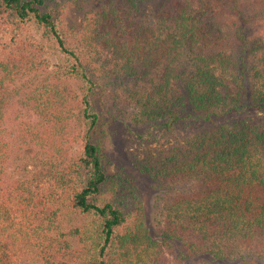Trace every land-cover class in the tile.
<instances>
[{"label": "trees", "instance_id": "16d2710c", "mask_svg": "<svg viewBox=\"0 0 264 264\" xmlns=\"http://www.w3.org/2000/svg\"><path fill=\"white\" fill-rule=\"evenodd\" d=\"M58 1L0 0V32L33 21L70 60L49 70L42 45L0 48V264H264L245 252L264 242V126L239 116L138 161L153 183L197 184L153 234L143 204L108 184L95 92L101 76L133 81L140 123H211L247 94L264 108V0H234L232 17L215 0H159L155 23L152 0H103L74 45ZM249 24L263 28L251 44Z\"/></svg>", "mask_w": 264, "mask_h": 264}, {"label": "rangeland", "instance_id": "374dc122", "mask_svg": "<svg viewBox=\"0 0 264 264\" xmlns=\"http://www.w3.org/2000/svg\"><path fill=\"white\" fill-rule=\"evenodd\" d=\"M234 0H215V8L219 13L231 14L230 7ZM103 0H61L57 2V8L62 13V27L68 36V41L74 45L76 37L81 33L83 19L86 12L100 9ZM159 0H152L144 7V14L149 22L155 23L158 17ZM263 28L258 24L246 26V37L251 44L253 38L260 36ZM30 41L42 45L49 61V70H56L68 66L69 58L63 54L53 43L46 41L40 28L33 21L25 23L23 29L14 35L8 29L0 32V48L9 49L14 40ZM238 45V44H236ZM240 50V49H239ZM237 46L235 52H239ZM253 56L249 57L251 63ZM247 76L251 78L252 72L247 68ZM247 79V78H246ZM251 80V79H250ZM249 79H247V82ZM75 86V84L73 83ZM134 82L122 81L111 75L101 76L95 86V92L99 98V113L106 127L102 143L104 152V168L108 177V184L116 187V200L126 206L133 205V198L143 204L146 221L150 231L155 234L163 225L167 209L177 200L195 192V183H175L172 181L153 183L145 177L137 168V162L147 155H154L165 151L169 147L187 141L196 132L223 123L239 116H246L254 123L264 126V108L249 106L248 96L243 100L238 112L205 123L200 120H181L171 123L170 120L140 123L135 120L134 97L131 96V88ZM250 89V86H248ZM248 91V90H247ZM31 120L37 117L31 115ZM73 156L82 155V145L76 143L71 149ZM33 166L27 167L29 172ZM107 199L110 196L106 193ZM119 203V202H118ZM246 254L257 260H264V242L252 245L246 249ZM172 264H201L202 257H196L182 262L176 260V255H169Z\"/></svg>", "mask_w": 264, "mask_h": 264}]
</instances>
